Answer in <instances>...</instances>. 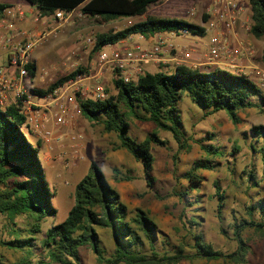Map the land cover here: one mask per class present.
<instances>
[{
    "label": "trees",
    "instance_id": "obj_1",
    "mask_svg": "<svg viewBox=\"0 0 264 264\" xmlns=\"http://www.w3.org/2000/svg\"><path fill=\"white\" fill-rule=\"evenodd\" d=\"M33 5L42 15L56 9L70 11L79 6L83 15L93 17L98 22H109L119 18L135 17L143 14L147 8L163 0H25ZM249 12L248 34L254 38L264 37V0H246ZM0 2V10L6 7ZM204 15L202 19L204 20ZM184 29L188 34L203 36V27L184 19L146 15L143 19L131 21L122 27L95 34L93 49L113 44L131 34H142L146 38L157 32H168ZM264 59V56L262 57ZM25 69L33 74V64L27 62ZM83 69L76 67L66 75L57 78L45 88H33L31 93L43 96L72 79ZM114 95L104 99L77 98L80 115L93 123H99L104 132H114L117 144L141 165L146 186L151 187L154 178L151 174L153 156L150 144L163 146L155 131L148 133L142 140L130 137L128 119L151 122L156 129L166 131L176 144L171 154L175 163L177 154L189 147L188 138L183 131L176 104L180 94L186 92L189 99L209 115L221 110L232 124L240 121L238 112L248 107H258L264 111V93L255 83L244 75H236L226 69L200 70L183 64L174 65L170 72L162 67L155 71H142L135 80L123 82L120 78L112 80ZM251 96H254L252 99ZM24 97H22L23 99ZM20 99L2 105L0 103V215H3L9 227V239H0V246L8 249H21V258L10 264H75L79 247L87 245L98 264H177L186 259L201 257L205 260L229 257L242 260L245 246L240 232L246 226L260 228L264 221L241 220L234 225L236 249L233 253L224 254L203 241L200 233H193L191 252H185L177 244L170 254L159 255L154 249L155 223L148 214L135 208L128 216L126 205L119 199L117 191L106 181L100 168L94 161L89 162L88 171L76 182L73 188V202L65 217L58 223L46 228L38 239L44 249V257L32 259L31 248L35 235L41 232V222L55 213L51 204L53 191L48 188L44 179L43 168L38 159V143L32 145L24 135L25 115L20 107ZM257 136H264V125H254L249 129ZM207 155L221 156L223 152L215 146L204 145L197 141ZM233 150H236L235 148ZM262 168L264 170V146L259 147ZM208 160L194 161L181 177L189 188H196L202 180L198 169H211ZM113 179L129 180L130 175H118L116 167L111 168ZM250 175V174H249ZM216 184V183H215ZM216 214L222 206L223 194L215 185ZM173 195L178 199L186 190ZM161 198L159 195H155ZM261 217L264 218V200L256 201ZM254 206L247 208L250 215ZM29 219L27 236L20 237V230L15 229L14 219L17 216ZM191 224L197 223L190 219ZM96 227L110 231L113 250L105 256L100 245ZM140 238L145 240L148 253L139 252L137 246Z\"/></svg>",
    "mask_w": 264,
    "mask_h": 264
},
{
    "label": "rangeland",
    "instance_id": "obj_2",
    "mask_svg": "<svg viewBox=\"0 0 264 264\" xmlns=\"http://www.w3.org/2000/svg\"><path fill=\"white\" fill-rule=\"evenodd\" d=\"M205 4L204 0H195L183 6L182 10L193 22H199ZM157 5L155 8H147L145 12L157 14L160 17H165L170 13L166 2L161 1ZM190 10L194 12L192 17L188 14ZM123 25H117L113 21L100 23L93 17L82 15L79 8H76L67 21L59 23L55 35L48 36L31 50L28 62L33 64V74L30 75L27 72L22 78L21 97H16L14 91L9 90L7 91L9 94L5 93L1 104L20 99L21 110L25 111L28 106L39 108L37 104L40 103V99L32 96L31 89L45 88L78 66L83 69L82 73L85 75L98 73L107 96L114 95L115 88L112 83L115 78L114 71L107 68L99 69L95 60L99 52L108 53L119 49L121 44L116 42L94 50L93 43L86 44L84 38L87 36L95 38L96 33L108 29L116 30ZM22 28L46 31L49 26L41 24L36 28ZM245 35H249L248 32H245ZM207 36V34L200 37L190 34L173 36L171 42L177 48H191L195 44L196 49L204 50ZM263 56L264 44L257 54H252L251 59L256 66L264 70ZM213 69H224V67L219 65L201 67L204 71ZM149 70L155 71L157 68L149 67ZM162 70L170 72L172 69L167 67ZM16 72L12 69L7 77L15 79ZM5 74L7 75V72ZM261 91L264 93V90ZM22 97H24L23 100ZM251 98L253 99L254 96ZM24 100L29 102L24 103ZM176 108L181 118L184 134L190 137L189 147L186 151L179 152L173 163L171 154L176 148L175 142L168 132L153 130L160 139L165 141V145L150 144V152L153 156L151 174L154 178L151 187L145 184L140 163L124 149L114 148L117 144L115 133L104 132L99 123L90 122L81 115H77L70 125L52 130L53 137H56V134L60 137L66 136L61 138L59 143L52 141L49 147H45L31 129L22 128L25 137L32 145L38 143V159L42 165L48 188L53 191L51 204L55 208L54 215L44 218L41 222V232L35 235L36 239L31 248L32 259L44 257V249L40 246L38 239L46 228L60 222L65 217L73 202L74 185L88 171L90 161L96 163L106 181L117 191L119 199L128 209V216L133 215L135 208H140L153 220L155 223L154 249L159 255L172 253L177 244H181L185 252H191L193 233H200L203 241L210 244L212 248L224 254H230L236 249L234 225L241 220L264 221L255 204L256 201L264 200V170L259 153V147L264 146V136H257L249 130L251 126L264 125V111L258 107L242 109L238 112L240 121L234 125L221 110L205 116L203 109L193 103L186 92L180 94ZM128 121L127 133L137 141L152 131L147 126L144 129L141 128L140 125L143 124L132 118ZM76 134H80L82 139L74 152L76 146H72L73 142L68 139V136ZM198 140L201 144L217 147L223 154L221 156L205 154L199 147ZM56 148L58 152L55 151ZM234 148L236 150H233ZM64 159L70 160L71 163L66 169L61 167V161ZM205 159L212 164V168L198 169L197 173L202 176V180L196 188H189L181 174L188 170L194 161ZM112 167L118 169V175L127 174L131 178L115 181L111 172ZM215 185L222 190L223 194L222 206L218 215L216 214ZM172 190L176 192L186 190V194L178 199L171 193ZM250 206L254 208L248 215L247 208ZM190 219H193L197 225L191 224ZM14 223L13 227L20 230V237L27 236L26 229L29 227V219L23 215L17 216ZM9 227L6 218L0 215V239L11 238ZM95 229L105 256H109L113 250L109 229L100 227ZM240 233L246 248L242 260L236 261L229 257L205 260L195 257L192 260L183 259L177 264H264V226L260 228L246 226ZM137 249L142 253L149 251L142 238H140ZM22 255L21 249H8L0 246V264H10ZM75 264L98 263L90 248L84 245L79 247Z\"/></svg>",
    "mask_w": 264,
    "mask_h": 264
},
{
    "label": "built area",
    "instance_id": "obj_3",
    "mask_svg": "<svg viewBox=\"0 0 264 264\" xmlns=\"http://www.w3.org/2000/svg\"><path fill=\"white\" fill-rule=\"evenodd\" d=\"M204 1L206 4L198 23L203 27L204 35L208 36L206 48L201 53L199 62L193 56V47L177 48L171 42L173 36L188 35L184 29H180L176 32H157L148 38L142 34L128 35L118 41L121 44L119 49L108 53H98L95 60L98 68L110 69L114 71L116 78L128 82L135 80L145 70V65L151 64L158 68L169 58L175 65L183 64L191 68L198 64L222 66L236 75L246 76L260 90H264V70L255 64L241 63L242 59L248 61L254 52L251 44L237 36L235 31L240 26L244 32H248L250 21L246 2L244 0ZM75 9L70 11L56 9L50 14L42 15L37 9L32 8L30 13L33 23L38 22L49 26L46 31L16 26L14 19H23L25 14L17 4L7 5L0 10V52L5 53L4 62L0 63V103L5 97V91L13 90L16 97H21L20 85L22 78L27 74L24 66L28 62L31 50L48 36L55 35L59 23L67 21L74 14ZM188 14L192 17L194 12L190 10ZM202 15L205 17L204 20ZM129 23L131 20L127 18L124 24ZM84 42L90 45L94 43V38L87 36ZM172 52L170 57L169 54ZM8 66L17 71L15 79L8 78L5 74ZM98 76V73L92 75L77 73L74 80L69 79L63 82L46 95L32 94L34 97H39L40 103L37 104L39 108L28 106L25 111L22 110L25 115V125L41 139L45 147L51 146L52 141L56 143L61 141L59 134L53 137L54 128L68 126L77 118V115H80L77 98L104 99L107 97ZM25 102L29 101L24 100ZM68 139L73 142V147L76 146L74 149L76 152L82 136L70 135ZM70 164L68 159L61 161V167L64 169Z\"/></svg>",
    "mask_w": 264,
    "mask_h": 264
},
{
    "label": "crops",
    "instance_id": "obj_4",
    "mask_svg": "<svg viewBox=\"0 0 264 264\" xmlns=\"http://www.w3.org/2000/svg\"><path fill=\"white\" fill-rule=\"evenodd\" d=\"M193 1H195V0H190V1L189 0H163V2L164 3L166 2V4H167L168 11H170V13L168 15H165V17L184 19V20H186L188 22L199 24L198 22H193L191 19H189L188 16H186L185 13L182 10L183 6L189 5ZM244 1L246 2V0H244ZM0 2L4 3L5 5L17 4L25 12L23 19L22 18L14 19V24L16 26L21 27V28L22 27L36 28L37 26L41 25V23H38V22L37 23H33L32 14L30 13V11H31L32 8H35V7L33 5L28 4L25 0H0ZM157 6L158 5L156 4L154 6H151L150 8H155ZM76 8H79V6H77ZM174 11L176 13H174ZM146 15L158 16L157 14H151V13L144 12L143 14H141L139 16L128 17V19H130L131 21L137 20V19H143ZM126 19H127L126 17L119 18V19L113 20V22L117 23V25H121V24H124ZM235 31H236L237 36H239L240 38L245 39L248 43L251 44V46L253 48V51H254L253 54H257V52L260 50V48L264 44V37L254 38L250 34L249 35H245V32L242 30V28L240 26H238ZM193 48H194L193 56H194L195 59L198 60L197 62H199V60H201V53L204 50H201L200 48L196 49V45L195 44H194ZM172 54H173V52L171 54H169V56L171 57ZM251 58H252V56L249 58L248 61L246 59H242L241 63L244 64V65H247V64L254 65V62H252ZM4 59H5V53H4V51H1L0 52V63L4 62ZM174 65H175L174 61L173 60H169V58H168V61L166 60V62L160 64L159 67H162V68L171 67V69H172L174 67ZM149 67L156 68V67H154V65L147 64V65H145L144 69L146 71H150L151 72L152 70H149ZM201 67H206V66L202 65V64H198L194 68H198V69L201 70ZM6 72H7V76H9L11 74V72H12V68L10 66H8L6 68ZM5 93H6V95L9 94L7 91H5ZM135 121H137L138 123L143 124V125H140L141 128H143V129L145 128V126H147V128L149 130L150 129H152V131L156 130V128L154 127V125L151 122H145V121L142 122V121H138V120H135ZM128 126H129V123H128ZM62 136L63 137H61V138L63 139V138H65L66 135H62ZM57 150H58V148L55 149L56 152H58ZM47 165H49V163H47ZM51 167H52V165H51Z\"/></svg>",
    "mask_w": 264,
    "mask_h": 264
}]
</instances>
